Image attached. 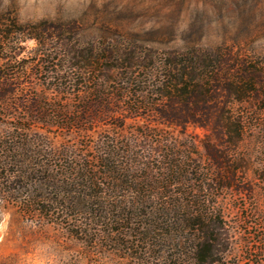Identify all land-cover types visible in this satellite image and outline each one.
<instances>
[{
  "label": "rangeland",
  "instance_id": "obj_1",
  "mask_svg": "<svg viewBox=\"0 0 264 264\" xmlns=\"http://www.w3.org/2000/svg\"><path fill=\"white\" fill-rule=\"evenodd\" d=\"M0 19L15 30L7 49L12 60L24 61L30 81L7 96L10 112L24 117L21 100L44 92L50 101L68 108V113L61 114L80 117L69 127L62 118L52 116L44 117L45 121L22 117L18 121L12 114L0 115V264H177L155 259L153 254L131 257L117 237L115 241L99 237V230L121 225L116 220L98 226L102 218L93 215L91 208L103 206L114 220L124 207L135 208L141 213L135 220L140 222L146 219L142 213L157 218L164 208L189 205L194 195L202 199L209 195L210 201L212 130L195 124L173 125L151 111L143 116L110 111L121 105H96L97 97L88 90L91 84L85 85V91L74 84L68 93L52 88L45 74L33 72L40 46L32 37L33 27L45 21L42 26L53 28L45 31L49 37L55 30L61 40L78 32L84 44L140 41L164 51L200 43L255 56L264 54V0H0ZM91 73L114 76L98 70ZM105 83L111 90L118 85L113 80ZM86 105L88 111L82 109ZM259 106L252 103L237 109L255 118ZM16 122L27 128L13 134L22 138H12ZM259 131L264 132V126L257 124L256 132L247 134V143L259 150L250 176L260 172L258 164L264 158V134L258 135ZM4 144H17L19 162L6 161ZM176 161L187 171H170ZM200 177L207 178L206 190L197 192L204 184ZM220 200L229 206L228 219L241 221L240 206L246 200ZM63 205L70 208L49 213L45 207ZM240 224L236 226L242 231L246 223ZM78 226L88 232L77 233ZM157 234L162 235V230Z\"/></svg>",
  "mask_w": 264,
  "mask_h": 264
},
{
  "label": "trees",
  "instance_id": "obj_2",
  "mask_svg": "<svg viewBox=\"0 0 264 264\" xmlns=\"http://www.w3.org/2000/svg\"><path fill=\"white\" fill-rule=\"evenodd\" d=\"M43 23L46 22L33 27L32 37L40 44L39 60L33 72L45 74V80L50 79L47 83H51L52 88L68 93L74 89V84L79 91H85L91 84L88 90L97 97L96 105L107 108L113 104L121 105L119 110L109 108L110 111H127L131 116H143L151 111L173 125L195 124L212 130L208 146L210 201L209 195H204L203 199L194 195L189 205L177 203L164 208L163 215L157 218L144 212L141 217L146 219L140 222L135 220L141 214L135 208L124 207L120 214L114 215V220L103 206L92 207L93 215L102 218L98 226L112 225L116 220L121 225L105 231L100 228L99 237L111 241L117 237L118 241L124 242L121 244L130 251V256L137 259L153 254L155 259L177 264H188V260L192 264H264V158L258 162L260 172L250 176L248 171L256 165L255 153L259 150L247 143V134L256 132L257 124L264 126V54L259 52L243 57L230 49L200 43L164 51L145 46L140 41L84 44L78 32L61 40L54 28V35L49 37L45 31H53V28L42 26ZM5 25L0 19V60H5L0 65V115L8 116L12 112L7 96L30 81L24 61L12 60L9 54L7 47L15 30L10 24ZM16 31L21 33L22 30ZM93 70L114 76L112 79L104 74L97 76L91 73ZM108 80L118 83L116 88L108 89L105 83ZM31 94L30 98L20 102L26 111L24 117L14 114L10 117L16 116L18 121L21 117L27 121H45L46 117L52 116L55 120L62 118L66 121L64 125L69 127L80 120L77 116L61 114L68 113V108L50 101L44 92ZM252 103L260 104L254 111L255 118L237 109L239 105ZM82 109L88 111L89 106ZM16 123L17 131L13 130L12 138H20L13 134L27 129L24 124ZM262 133L259 131L258 135ZM9 146L4 144L6 161L19 162L17 144ZM106 160L109 162L110 157ZM169 170L187 171L177 161L169 166ZM199 180L204 184H200L197 192L205 191L207 178L200 177ZM85 187L92 186L85 184ZM221 197L246 200V204L240 206L244 213L240 216L241 221L232 223L228 219L231 212ZM45 207L49 213L55 212L56 208H62V211L70 208L64 205ZM125 222L127 224H123ZM241 222L246 223L242 231L236 226ZM80 227H77V233L88 232ZM159 230L162 235L157 234ZM148 243L151 245L147 246ZM150 249L153 252H149ZM139 253H144L143 257Z\"/></svg>",
  "mask_w": 264,
  "mask_h": 264
}]
</instances>
